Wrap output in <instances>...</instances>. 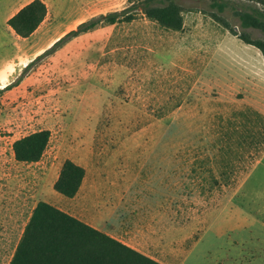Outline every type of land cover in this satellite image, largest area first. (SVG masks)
<instances>
[{"label": "rangeland", "instance_id": "rangeland-1", "mask_svg": "<svg viewBox=\"0 0 264 264\" xmlns=\"http://www.w3.org/2000/svg\"><path fill=\"white\" fill-rule=\"evenodd\" d=\"M27 1L0 0V23ZM43 1L50 16L30 38L0 25L7 84L38 56L27 49L49 36L44 52L78 23L126 5ZM182 2L181 31L142 16L99 27L0 93V264L38 201L165 264H264V59L211 18L206 0ZM41 129L50 132L41 160L16 162L13 142ZM67 159L85 169L73 199L53 190Z\"/></svg>", "mask_w": 264, "mask_h": 264}, {"label": "trees", "instance_id": "trees-1", "mask_svg": "<svg viewBox=\"0 0 264 264\" xmlns=\"http://www.w3.org/2000/svg\"><path fill=\"white\" fill-rule=\"evenodd\" d=\"M206 1L211 18L230 31L243 44L255 47L264 59V41L252 39L248 33L242 31L255 30L264 35V0H249L253 4L241 5L232 0ZM184 8L182 0H126V5L122 9L91 17L67 32L24 66L21 74L0 89V93L17 86L40 60L72 39L99 27L129 24L138 16H142L164 30L181 31ZM47 12L43 1L32 0L8 19L7 26L15 36L27 39L44 22ZM228 17L236 19L240 32L235 26L230 25ZM49 143L48 130L41 129L25 135L12 144L14 160L25 165L38 163L44 156ZM84 177L85 169L67 159L61 165L53 190L64 198L72 199L79 192ZM8 264L162 263L90 227L53 205L38 201L29 214Z\"/></svg>", "mask_w": 264, "mask_h": 264}, {"label": "crops", "instance_id": "crops-1", "mask_svg": "<svg viewBox=\"0 0 264 264\" xmlns=\"http://www.w3.org/2000/svg\"><path fill=\"white\" fill-rule=\"evenodd\" d=\"M32 0H29V1H27L26 3H24L23 5H21L18 9H17V11L19 10V9H21L23 6H25L26 4H28V3H30ZM41 1H43V0H41ZM44 2V1H43ZM45 3V2H44ZM45 5H46V7H47V17H46V19L44 20V22L49 18V16H50V9L48 8V6H47V4L45 3ZM61 5H66V3L64 4V3H61ZM60 4H56V6H54V10H51V12H58L59 11V8H60V6H61ZM67 6H71V10L69 11V12H76L77 11V6H80V4H78L77 2H75V4L73 5L72 3H69ZM83 7V6H82ZM1 10H2V6H0V18H2V13H1ZM16 11V12H17ZM15 12V13H16ZM14 13V14H15ZM14 14H12V15H10L8 18H6L2 23H4L6 26H7V21H8V19H10ZM43 22V23H44ZM59 22V21H58ZM57 22V23H58ZM84 22V21H83ZM2 23H0V25H2ZM42 23V24H43ZM80 23H82V22H80ZM80 23H78L77 25H79ZM41 24V25H42ZM40 25V26H41ZM7 28L10 30V28L7 26ZM11 31V30H10ZM37 31V30H36ZM35 31V32H36ZM12 32V31H11ZM34 32V33H35ZM13 33V32H12ZM33 33V34H34ZM32 34V35H33ZM31 35V36H32ZM30 36V37H31ZM17 37V36H16ZM29 37V38H30ZM17 38H19V37H17ZM19 39H21V38H19ZM28 39V38H27ZM49 36L48 37H46L45 39H43L40 43H38V44H36L34 47H31V48H29V49H27V51H26V54H29V52H32V54H34V57H36L37 55H39V54H41L42 53V51H41V49L42 48H44V46H45V44H46V42H49ZM58 39H60V38H57L56 40H54L51 44L49 43L48 45H52L53 43H55ZM22 40H26V39H22ZM49 46V47H50ZM46 47V46H45ZM28 56V55H27ZM34 59V58H33ZM30 61H32V60H30ZM7 64H8V62H3L1 65H0V89L1 88H3V87H5L6 86V84H7V82L9 81V77H10V75H11V73H12V69H11V71H10V73L7 75V74H3V73H5L8 69V67H6L7 66ZM84 168V167H83ZM84 179H85V177H84ZM84 181V180H83ZM83 183V182H82ZM81 187H82V185H81ZM81 187H80V189H81ZM80 191V190H79ZM79 193V192H78ZM77 193V194H78ZM77 196V195H76ZM75 196V197H76ZM74 197V198H75ZM73 199V198H72ZM44 202H46V203H49V204H51V205H53V206H55L54 204H52V203H50V202H47V201H44ZM56 208H58V209H60V210H62L63 212H65V213H67V214H69V215H71L72 217H75L76 219H78V220H80V221H82V222H84L85 224H87V225H89L90 227H92V228H94V229H96V230H98V231H100V232H103V233H105L106 235H108V236H110V237H112L113 239H115V240H117V241H119V242H121V243H123V244H125V245H127L128 247H130V248H132V249H134V250H136V251H138V252H140V253H142V254H145V253H143V252H141L140 250H138V249H135L134 247H132L131 245H129V244H127L126 242H124V241H122L121 239H118V238H116V237H114V236H112L111 234H108L107 232H105L104 230H102V229H100V228H98L97 226H95V225H92V224H90V223H88V222H85V221H83L82 219H80L78 216H75L74 214H71V213H68V212H66L65 210H63V209H61V208H59V207H57V206H55ZM28 220V219H27ZM27 222V221H26ZM22 231H23V228H22ZM22 231H21V234H22ZM21 234H20V236H21ZM20 236H19V238H20ZM19 238H18V240H19ZM18 242V241H17ZM17 244V243H16ZM16 246V245H15ZM15 248V247H14ZM13 251H14V249H13ZM13 251H12V253H11V255H10V257H9V259H8V261H7V263L6 264H8L9 263V261H10V259H11V256H12V254H13ZM146 255V254H145ZM147 256V255H146ZM151 257V256H150ZM152 259H155V258H153V257H151ZM156 261H159V260H157V259H155ZM160 263H162V264H165V263H163V262H161V261H159ZM235 264V263H234Z\"/></svg>", "mask_w": 264, "mask_h": 264}]
</instances>
